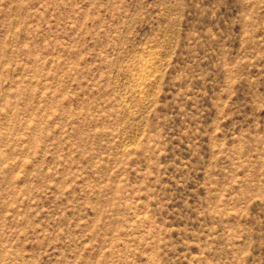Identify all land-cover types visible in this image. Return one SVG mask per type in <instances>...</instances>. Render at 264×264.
<instances>
[{"label":"rangeland","instance_id":"1","mask_svg":"<svg viewBox=\"0 0 264 264\" xmlns=\"http://www.w3.org/2000/svg\"><path fill=\"white\" fill-rule=\"evenodd\" d=\"M0 264H264V0H0Z\"/></svg>","mask_w":264,"mask_h":264},{"label":"bare ground","instance_id":"2","mask_svg":"<svg viewBox=\"0 0 264 264\" xmlns=\"http://www.w3.org/2000/svg\"><path fill=\"white\" fill-rule=\"evenodd\" d=\"M147 62H149V61H147ZM151 65V64H150ZM150 65L149 64H144L143 66H142V72L144 73V75H147V74H149L148 72H149V69H150ZM143 77V76H142ZM144 78V77H143ZM147 78V77H146ZM143 80V79H142Z\"/></svg>","mask_w":264,"mask_h":264}]
</instances>
